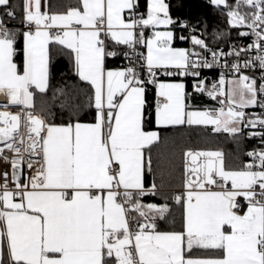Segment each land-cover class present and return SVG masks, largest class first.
<instances>
[{
    "label": "snow or ice",
    "instance_id": "6c2138e0",
    "mask_svg": "<svg viewBox=\"0 0 264 264\" xmlns=\"http://www.w3.org/2000/svg\"><path fill=\"white\" fill-rule=\"evenodd\" d=\"M209 2L227 9L233 27L246 26L257 38L248 45L257 55L233 63L232 71L256 61L264 69V0ZM243 5L252 11L241 14ZM0 9L15 18L10 0H0ZM135 9L136 0H79L66 13L50 15L41 11V0H24L25 30L13 31L0 18V95L8 105L22 106L17 114L0 111V161L10 166L0 174V264H264V149L247 153L252 162L240 170L227 169L220 151H187L185 191L172 198L183 208L180 231L158 230L157 221L171 211L168 203L142 202L158 194L157 184L147 187L145 176L161 142L160 133L145 129L146 85L156 88L158 127L211 126L235 136L241 126L264 127V116L246 120L244 111L258 103L264 108V75L258 85L248 75L229 80L221 73L208 87L200 70L240 52L214 51L195 36L192 43L202 52L176 48L171 30H155L176 23L165 0H147L146 17L136 16ZM126 10L132 13L128 18ZM148 28L154 29L151 36ZM107 40L133 52L142 45L140 67L147 78L134 65L107 69L106 57L117 55L106 50ZM57 55L67 57L79 80L91 86V122L80 120L75 90L52 89ZM161 71L192 77L193 91L221 107L192 109L185 83L161 82ZM50 90L53 102L68 113L66 123L33 112L36 95ZM24 167L31 174L22 181ZM241 200L247 204L243 214ZM194 249L217 254L194 257Z\"/></svg>",
    "mask_w": 264,
    "mask_h": 264
},
{
    "label": "trees",
    "instance_id": "16d2710c",
    "mask_svg": "<svg viewBox=\"0 0 264 264\" xmlns=\"http://www.w3.org/2000/svg\"><path fill=\"white\" fill-rule=\"evenodd\" d=\"M144 11L147 9V0H140ZM169 4V14L176 22L171 25L175 32L174 47H181L195 51L202 50L199 46L192 43V37L203 39L209 48L216 46H228L234 43L243 31L244 26L233 27L229 23L227 9L212 5L209 0H166ZM229 4L234 5V0H228ZM24 0H10L12 11L15 18H8L1 13L4 19L10 24L21 25L23 20ZM79 0H48L49 12H66L70 8L77 7ZM241 11H251L248 6L240 7ZM186 24L187 27H181ZM22 31V30H19ZM183 36L185 39L181 40ZM108 50L117 53L114 57H107L108 67L119 68L124 60V52L128 50L126 46L117 45L108 40ZM55 51V49H53ZM145 51V48L143 47ZM21 59L17 57V62ZM166 80H184L187 89L191 87V79L184 76L165 77ZM52 89L64 87L67 91L75 90L78 93V103L81 105L79 118L82 122H91L94 109L89 107V97L91 86L79 80L75 75L72 63L67 57L57 55L53 60V77L51 80ZM187 91V90H186ZM53 92L50 90L45 95L37 94L34 101L33 111H42L47 118L55 124H62L68 121V113L59 106V101L53 102ZM147 106L145 109V129L148 131L156 130L161 135V142L151 152L153 170L146 173L145 184L150 187L152 183L157 184L158 194L147 195L142 199L144 204L155 203L157 205L168 203L171 209L165 220H158V230L160 231H180L182 230L183 208L176 204L172 195V190L184 188L185 184V153L191 151H220L224 154L225 166L229 170H240L252 158L247 155L249 152L257 151L261 146V140L253 133L258 132L259 128L248 130L241 126V131L235 136L227 133H216L211 126L197 125H176L160 128L155 124V103L156 88L152 84L146 85ZM191 108L198 109H218L221 105L217 100L206 97L204 93H194L187 101ZM22 108V106H18ZM49 110L51 115H49ZM257 110L256 107L245 109L246 120L251 116L250 111ZM23 181V180H22ZM199 250V251H197ZM199 252L202 256L216 255L210 250L194 249L192 255L196 256Z\"/></svg>",
    "mask_w": 264,
    "mask_h": 264
},
{
    "label": "built area",
    "instance_id": "2783aa9c",
    "mask_svg": "<svg viewBox=\"0 0 264 264\" xmlns=\"http://www.w3.org/2000/svg\"><path fill=\"white\" fill-rule=\"evenodd\" d=\"M248 8H250V7H248ZM239 11L241 12V14H245V13H250L252 11V9H251V11H241L239 9ZM131 14H132L131 12L127 11L126 18H128ZM135 15L136 16H140V15L145 16V11L141 7L140 0H136ZM3 20H4L5 25L10 29H23V30H25L23 28L22 24L21 25H12V24H10V22L7 19H3ZM144 31H145L146 36H151L153 33V31L149 30V29H145ZM245 31L249 32L250 34L248 36H241L240 35V37L231 45L211 47L212 50L223 52L225 54L230 53L232 51H237V52H240V56L237 57L235 55H224L220 58V61H219L220 66H216V67H213L211 69H207V68L201 69L200 70L201 71L200 79H204L206 81L208 87H211L212 83L216 82L219 79L221 73H223L225 75L226 79H229V80L238 79L239 75H248L249 77L256 79L258 85L261 83V76L264 75V69H261L258 66L259 65L258 61L255 62V66H253V67H249L246 69L242 67L240 73H234L231 69V65L233 63H240L242 65L245 60H252L257 55V52L255 49H248V45L253 44V42L257 38L251 34V30L248 29L246 26H244V29L242 32H245ZM107 43H108V40L106 41V44ZM242 49H247V51H242ZM106 50L109 51L108 47ZM202 51L203 50H198L197 52H202ZM126 52L129 53V56L128 57L124 56V60L120 63L119 68L124 69L126 67L134 65L137 67V70L140 71L141 75L146 79L147 78V71H146V69H141V67H140L144 63L143 56L141 55V54L145 55V51L143 50V46L137 45L135 52H133L131 49H128ZM204 55H206L208 57V59L211 60L210 55H208L207 53H204ZM195 58L196 57H193V59H195ZM225 64L227 66H224ZM175 76L179 77V75H175ZM165 77H169V76L165 75L161 71L159 73V78H165ZM188 78L191 79V87L189 89H187V92L190 93L192 96L194 93H196L193 91V87H192L194 81H193L192 77L188 76ZM204 95L206 97H208L206 93H204ZM258 99H259V97H258ZM260 102L264 103V100H261ZM4 105H8V102L7 103H0V111H9L13 114H17V113H20L22 111V108H20L18 106L8 105V107L5 108ZM255 107L257 108V110L249 112V115L251 116L249 119H256L257 117L264 116V108L260 107L259 103ZM33 112H34V114H37V115H45L44 113L39 112V111H33ZM246 128L248 130H253V127H246ZM254 128L260 129L258 132L256 131V133H264V127L257 125ZM21 131H23L25 133V136H26V134H27L26 128L22 127ZM257 137L260 138V140H261V146L255 152H259L260 150L264 149V136L257 135ZM0 147H3V145L0 144ZM4 155L11 158L13 156V153L9 152L8 150H5ZM251 162H252V160H251ZM4 171L10 172V166L5 164L3 161H0V174H2ZM30 174H31V171L28 170L26 167H24L22 169L21 180H25L26 177L29 176ZM185 178H186V174H185ZM9 180H10L9 187L11 188V187H13V184L11 182V177H9ZM2 182L3 181L0 180V183H2ZM216 190H218V189H216ZM184 191H185L184 188L173 189L172 195L174 197L175 195H178ZM246 207H247L246 202L241 200V212H240V214H243L246 211Z\"/></svg>",
    "mask_w": 264,
    "mask_h": 264
},
{
    "label": "crops",
    "instance_id": "0c3cea01",
    "mask_svg": "<svg viewBox=\"0 0 264 264\" xmlns=\"http://www.w3.org/2000/svg\"><path fill=\"white\" fill-rule=\"evenodd\" d=\"M165 2H166V0H165ZM41 11H46V12H48L50 15H52V14H63V13H66V12H60V13H57V12H49V10H48V0H41ZM126 13H127V10H126V12H125V18H126ZM146 14H147V9H146V11H145V17H146ZM0 18H2V19H4L3 18V16H2V13H1V9H0ZM14 25V24H13ZM149 30H152V31H154V29H152V28H148ZM11 30H13V31H19V30H23V29H11ZM155 30H160V31H166V30H171L173 33H174V37H175V32H174V30L171 28V25L170 26H168L167 28H165V27H163V26H161L159 29H155ZM110 41V40H109ZM174 41H175V38H174ZM174 41H173V43H174ZM113 42V41H112ZM115 43V42H114ZM176 48H181V47H176ZM182 49H187V48H182ZM189 50V49H188ZM145 55H146V49H145ZM105 65H106V68L107 69H110V70H122L121 68H116V67H108L107 66V64H106V59H105ZM159 80L161 81V82H183V83H185V85H186V82L184 81V80H166V79H163V78H159ZM186 90H187V85H186ZM220 99H223L222 97L220 98ZM255 107V106H254ZM251 108H253V107H249V108H246V109H251ZM245 110V109H244ZM152 131H154V130H152ZM197 251H199V250H197ZM197 254H196V256H194V257H211L212 255H208V256H202V255H200L199 254V252H196ZM214 256V255H213Z\"/></svg>",
    "mask_w": 264,
    "mask_h": 264
},
{
    "label": "bare ground",
    "instance_id": "6f19581e",
    "mask_svg": "<svg viewBox=\"0 0 264 264\" xmlns=\"http://www.w3.org/2000/svg\"><path fill=\"white\" fill-rule=\"evenodd\" d=\"M8 102V97L4 95H0V103H7Z\"/></svg>",
    "mask_w": 264,
    "mask_h": 264
},
{
    "label": "rangeland",
    "instance_id": "374dc122",
    "mask_svg": "<svg viewBox=\"0 0 264 264\" xmlns=\"http://www.w3.org/2000/svg\"><path fill=\"white\" fill-rule=\"evenodd\" d=\"M175 81V80H174ZM192 109H196V110H206V109H198V108H192ZM39 112H42V111H39ZM42 113H44V112H42ZM45 114V113H44ZM46 115V114H45ZM47 116V115H46ZM154 131H156V130H154ZM158 132V131H157ZM159 133V132H158Z\"/></svg>",
    "mask_w": 264,
    "mask_h": 264
},
{
    "label": "water",
    "instance_id": "95a60500",
    "mask_svg": "<svg viewBox=\"0 0 264 264\" xmlns=\"http://www.w3.org/2000/svg\"><path fill=\"white\" fill-rule=\"evenodd\" d=\"M190 51H195V50H194V48H191ZM195 52H197V51H195ZM244 111H245V110H244ZM245 113H246V111H245ZM21 176H22V171H21V173H20V179H21Z\"/></svg>",
    "mask_w": 264,
    "mask_h": 264
}]
</instances>
